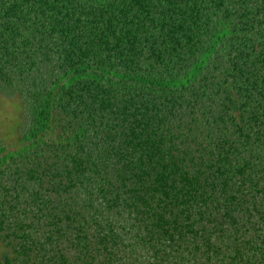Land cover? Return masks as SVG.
<instances>
[{"label": "trees", "instance_id": "obj_1", "mask_svg": "<svg viewBox=\"0 0 264 264\" xmlns=\"http://www.w3.org/2000/svg\"><path fill=\"white\" fill-rule=\"evenodd\" d=\"M0 264H264V0H0Z\"/></svg>", "mask_w": 264, "mask_h": 264}, {"label": "rangeland", "instance_id": "obj_2", "mask_svg": "<svg viewBox=\"0 0 264 264\" xmlns=\"http://www.w3.org/2000/svg\"><path fill=\"white\" fill-rule=\"evenodd\" d=\"M20 113V100L16 95H0V139L8 146L16 140ZM2 250L0 246V259Z\"/></svg>", "mask_w": 264, "mask_h": 264}]
</instances>
